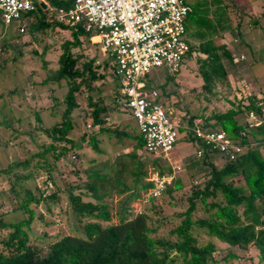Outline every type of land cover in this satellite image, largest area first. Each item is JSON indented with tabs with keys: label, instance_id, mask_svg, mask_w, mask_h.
Instances as JSON below:
<instances>
[{
	"label": "rangeland",
	"instance_id": "374dc122",
	"mask_svg": "<svg viewBox=\"0 0 264 264\" xmlns=\"http://www.w3.org/2000/svg\"><path fill=\"white\" fill-rule=\"evenodd\" d=\"M187 1L194 15H203L207 4L212 6V3H218V0ZM222 4L229 8L226 14L228 22L225 24L228 28L222 30L219 27L216 33L204 36V29L198 26L199 21L187 18L184 21V27L188 30L185 39L194 48L189 61L172 76L165 75L159 69L151 70L148 74V80L156 85L155 89L163 104L183 124L186 120H191L202 126L218 127L210 119L211 114L221 113L229 108L239 109V104L255 96H262L263 106H260V113L257 114L264 119V47L254 52L241 45L239 36L232 32H235V22L238 21L241 25L239 28H242L248 16L244 13L241 22L238 17L242 16L241 10H236L226 3ZM233 11L234 17H231ZM35 14L36 16L27 21L14 19L8 24L0 23V221L12 222L21 218L17 206L25 196L26 190L33 194L43 192L46 195L55 190V186L61 188L63 184L80 185L88 181L89 178L85 175L91 167L87 164L96 155L88 142L89 137L93 136L102 151L97 155L98 161L102 163L106 158L122 161L125 164L122 172L124 179L132 180L131 190L140 196L139 201L147 193L143 190L146 182L155 180L159 174L161 179L168 181L160 195L153 198L145 208L149 211L151 235L155 238L174 240L175 237L170 236L169 231L179 223L192 192L202 187L210 166L220 168L226 161L218 154L207 152H204L206 161H203V155L195 153L196 141H192L190 133L183 130L178 132L167 156L153 157L145 154L141 148H136L133 138L137 135L135 123L124 110H117L115 113L114 110L109 112L107 109L108 112H101L100 117H106L103 126L108 130L123 131L131 138L107 137L105 132L100 133L97 126L91 125V104L98 102L100 106L112 107L115 78L108 56L101 52L100 43L92 40L91 35L79 36L78 44L72 45L70 29L53 23L36 29L35 22L38 18L41 19L42 14ZM45 17L47 16L42 17V20L49 22ZM261 23L264 24V19ZM32 25L33 29L30 30ZM226 39L228 42L223 43ZM206 40H210L215 46L224 45L231 57L230 63L221 59L226 72L225 78L212 80L208 86L204 85L199 76L197 62L198 58L204 57L197 48ZM65 47H68L70 56L76 60L73 69H80L83 63L91 61L92 70L100 77L88 81V84L76 79L78 90L73 96L77 106L70 114L73 126L67 136L75 144H80V148L71 149L65 157H61L57 165L54 164L50 152L43 153L48 164L43 163L44 167L38 168L34 165L35 161L42 157L35 154H40L43 146L52 144L55 146V152L65 144L68 146V143L63 141H52L46 133L61 121V113L65 108L63 98L67 85L64 79L55 81L53 78L58 67V57ZM247 114L248 110L241 109L234 116L235 122L246 126ZM261 151L264 157V147ZM24 162H27L25 168ZM50 165L53 166L51 171ZM28 172L32 173L30 178L18 179ZM61 172L66 175L61 177ZM104 172L108 174V169L105 168ZM136 172H139L138 177ZM233 180L241 183V179ZM175 183H179L180 187L174 188ZM110 202L112 206L109 211L113 221L117 199L113 198ZM67 204L66 196L59 193L56 201L46 199L35 206L41 221L49 224L41 226L40 222H37L30 230V241L39 248L41 255L45 254L51 240L68 233L69 228L74 226L75 221L72 220ZM132 206L138 212L143 203L135 201ZM207 215L201 204L196 203L191 212L192 219ZM77 226L80 227L81 223ZM7 231L8 229L0 227V240ZM196 236L199 243L212 241L217 244L214 238L210 239L203 233H197ZM256 252L251 245L238 248L220 244L216 245L212 258L217 264H257ZM227 253L235 257L224 259L229 256Z\"/></svg>",
	"mask_w": 264,
	"mask_h": 264
},
{
	"label": "trees",
	"instance_id": "16d2710c",
	"mask_svg": "<svg viewBox=\"0 0 264 264\" xmlns=\"http://www.w3.org/2000/svg\"><path fill=\"white\" fill-rule=\"evenodd\" d=\"M47 2L54 7L68 8L72 5L73 0H47ZM214 4L215 2L212 3V6ZM208 6L210 5H206L203 10L204 17L203 15L197 17L198 26L204 29V36L213 33V30H210L211 23L205 17L212 7ZM41 7L38 6L36 11L21 14V20L31 19L36 16V12L42 14L44 18L45 15ZM211 11L213 15H216L215 18H218L217 22L223 23L220 28H228L225 25L228 22V16L224 7L215 4ZM190 13L186 19L195 21L196 15ZM42 17L36 20V29L45 28L47 25H51L49 23L65 27L55 20L44 22ZM0 23H2L1 19ZM65 28L70 29L73 38L72 45L78 44L79 36L92 35V32L84 31L79 24L72 28ZM32 29L33 25L30 30ZM186 31L188 30L185 28ZM234 35L236 36L237 33L235 32ZM197 51L204 56L197 59L199 76L204 85L208 86L212 80L219 81L220 78H225L226 72L221 59L230 63L231 57L224 45L215 46L210 40H206L199 44ZM193 52L194 48L189 43L187 62ZM108 61L112 66L109 56ZM75 62L76 60L70 56L68 47H65L58 57V67L53 74L55 81L64 79L67 85V91L63 98L65 108L61 113V121L46 131L52 141H63L68 143V146L65 144L56 152L55 146L52 144L43 146L40 154H35L42 157L35 161V167L41 168L44 167L43 163L48 164L43 153L50 152L54 164L57 165L61 157H65L71 149L80 148V144H75L67 136L73 126L70 114L77 106L73 96V93L78 90L76 79L83 80L88 84V81H93L100 76H97L96 72L92 70L91 61L83 63L80 69H73ZM148 79L149 77L143 80L147 85H152ZM114 82L112 107L100 106L98 102L91 104V125L97 126L99 132H105L107 137L131 138L123 131L108 130L106 126H103V120L106 117L104 116V119L100 117L101 112H108V110L113 112L114 110L116 113L117 110H122L120 108L122 102L118 100L116 78ZM249 99L245 103L239 104L240 110L229 108L224 112L211 114L210 119L218 127L202 126L191 122V120H186L189 125L219 128L229 138L240 137L243 141L244 137L252 139L257 142V145L234 160H227L220 168L210 166L208 177L202 187L192 192L179 223L169 231V235L175 237L174 240L155 238L151 235L149 211L146 210L145 205L149 204L153 198L144 199L142 197L139 201L140 196L135 195L131 190L130 182L132 180L124 179L122 172H124L125 164L122 161L118 160L117 162L116 159L106 158L102 163L99 162L97 155L102 151L97 146L94 137L91 136L88 142L96 155L87 164L88 167H91L85 175L89 178L88 181L86 180L80 185L63 184L61 188L55 186V190L46 195L43 192L33 194L26 190L25 196L17 206L21 212V218L12 222L0 221V227L8 229L6 235L0 240L2 246L0 264H217L213 260L212 254L216 245L220 246V244L238 248L252 245L258 253L257 264H264V158L261 151V148L264 147V127L249 129L245 136H241L240 132L244 130L245 126L234 120V116L241 109L260 113V106H263L262 96ZM126 113L130 115L127 111ZM189 135L192 141H196L197 150L201 151L203 161H206L204 152H214L208 151L201 141L191 134ZM133 138L136 148L142 149L140 134L137 132ZM147 155L153 156L152 154ZM26 165L27 162H24L23 167L25 168ZM52 168L53 166L50 165V171ZM105 168L108 169V174L104 172ZM129 173L132 174V172ZM31 174L28 172L18 179L26 180L31 177ZM65 175L62 172L60 174L61 177ZM55 176L57 178L56 173ZM138 176L139 172H136V177ZM157 177V180L162 178L161 174ZM234 178L241 179V183L234 181ZM153 183L154 180L146 182L143 190L147 192V189L153 187ZM166 185L167 183L164 184V188ZM173 187L178 188L180 184L175 183ZM59 193L66 196L68 209L75 224L69 228L68 233L51 240L47 251L41 255L39 248L30 241V230L37 222H40L41 226L49 224L41 221L35 206L46 199L56 201L59 198ZM114 195H119L121 199L114 206L116 214L115 220L112 221L109 208L112 206L110 201ZM135 201L143 203L138 212L132 208ZM198 202L208 215L192 219L191 212ZM78 223H81L80 227L77 226ZM197 233H203L210 239L214 238L217 244L215 245L212 241L199 243ZM227 255L229 256L224 259L235 257L232 254L227 253Z\"/></svg>",
	"mask_w": 264,
	"mask_h": 264
},
{
	"label": "built area",
	"instance_id": "2783aa9c",
	"mask_svg": "<svg viewBox=\"0 0 264 264\" xmlns=\"http://www.w3.org/2000/svg\"><path fill=\"white\" fill-rule=\"evenodd\" d=\"M38 6H42L47 20L68 28L79 24L100 43L101 52L112 62L120 108L133 118L144 153L167 156L180 130L225 161L234 160L257 144L246 137L244 141L229 138L219 128L181 123L163 104L154 85L143 80L154 69L172 76L187 62L189 43L184 21L191 12L187 0H73L68 8L51 6L47 0H0V19L8 24L21 19L23 13L36 11ZM247 119L241 136L251 128L264 127V119L254 111H248ZM167 182L155 178L144 199L158 197Z\"/></svg>",
	"mask_w": 264,
	"mask_h": 264
},
{
	"label": "crops",
	"instance_id": "0c3cea01",
	"mask_svg": "<svg viewBox=\"0 0 264 264\" xmlns=\"http://www.w3.org/2000/svg\"><path fill=\"white\" fill-rule=\"evenodd\" d=\"M222 3L229 4V5H231L232 8H234L236 10L237 9L241 10L242 16L238 15V17L241 18V22H242V19L244 17V13H246V15L248 16L247 17L245 15V17H247V19H246L247 21L245 20L246 21L245 26H243L242 28H239L241 25L239 24L238 21L235 22V26H234L235 32H236V30H240L239 32H236V33H237V37L239 36V39H240L239 41H240L241 45H243L244 48H248L249 51H254V52L256 50H258V49L260 50V48L264 47V24L261 23V20L264 19V0H227V2H225V0H218V3H215V4L219 5L220 7H224L225 13L227 14L229 11V8L222 6V5H224ZM208 7H210V6H208ZM212 7L209 9V14L206 15L205 17L211 23L212 28H210V30H213V32L216 33L217 29H219V27L223 26V25H221L223 23L219 24L217 22L218 18H215L216 15H213V13L211 11ZM233 13H234V11L232 12L231 17H234ZM199 16H200L199 14H196V18H195L196 21H197V17H199ZM203 17H204V15H203ZM232 21H234L233 18H232ZM231 28H233V23H232ZM222 30H224V29H222ZM235 32H233V33H235ZM226 42H228V39L223 41V43H226ZM112 69H113V67H112ZM152 85H154V84H152ZM154 87H156V85H154ZM260 127H262V126L254 127L251 129H257ZM113 198H116L118 202L121 199V197L119 195L118 196L114 195V196H112L111 199H113Z\"/></svg>",
	"mask_w": 264,
	"mask_h": 264
}]
</instances>
